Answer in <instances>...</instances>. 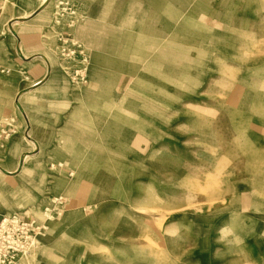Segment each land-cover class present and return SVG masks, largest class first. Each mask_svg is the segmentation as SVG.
Returning a JSON list of instances; mask_svg holds the SVG:
<instances>
[{
    "label": "rangeland",
    "instance_id": "obj_1",
    "mask_svg": "<svg viewBox=\"0 0 264 264\" xmlns=\"http://www.w3.org/2000/svg\"><path fill=\"white\" fill-rule=\"evenodd\" d=\"M263 171L264 0H0L15 264H264Z\"/></svg>",
    "mask_w": 264,
    "mask_h": 264
},
{
    "label": "built area",
    "instance_id": "obj_2",
    "mask_svg": "<svg viewBox=\"0 0 264 264\" xmlns=\"http://www.w3.org/2000/svg\"><path fill=\"white\" fill-rule=\"evenodd\" d=\"M38 227L15 215L0 219V264H15L35 239Z\"/></svg>",
    "mask_w": 264,
    "mask_h": 264
},
{
    "label": "crops",
    "instance_id": "obj_3",
    "mask_svg": "<svg viewBox=\"0 0 264 264\" xmlns=\"http://www.w3.org/2000/svg\"><path fill=\"white\" fill-rule=\"evenodd\" d=\"M48 74H49V71H48ZM45 82V80H43V81H40V82H38V83H44ZM40 88V87H39ZM21 94V93H20ZM20 94L17 96V99H16V101L18 102V99H19V97H20ZM60 111L61 110H56L55 109V105L54 106H51L50 107V109H49V111H48V115H46V116H44V117H40V116H33V118L36 120V122L35 123H38L39 124V126H45V127H50V128H52L53 126H54V124H56L57 123V121H56V114L57 115H59L60 114ZM46 113V112H45ZM51 114V115H50ZM63 114V113H62ZM35 115V114H34ZM29 125V127L27 126V130L25 131V133H28L29 132V130H30V124H28ZM34 130H37V129H35L34 128ZM33 142H34V144H35V146H33V149H29L28 151H36L38 148V141H36L35 139H33V138H30ZM36 139L38 140V139H40V140H43L44 139V136H42L41 138L39 137V136H37L36 137ZM21 146L22 145H20L19 147L21 148ZM35 147H36V149H35ZM24 150V149H23ZM28 153H31V152H22V153H20L19 155H18V157H17V159H20V157L22 156V155H24V154H28ZM33 153V152H32ZM26 157H27V155H24V156H22V158H21V161H20V165H19V170L22 168V165H23V163H24V161H25V159H26ZM18 162H19V160H18ZM18 162H16V164L18 163ZM12 164H13V162H12ZM8 173H10V172H8ZM263 250H264V244H263Z\"/></svg>",
    "mask_w": 264,
    "mask_h": 264
},
{
    "label": "bare ground",
    "instance_id": "obj_4",
    "mask_svg": "<svg viewBox=\"0 0 264 264\" xmlns=\"http://www.w3.org/2000/svg\"><path fill=\"white\" fill-rule=\"evenodd\" d=\"M40 7L41 6H38L35 10H34V12L35 11H38L39 9H40ZM247 170L250 172V174H252V175H254V176H256V175H259L260 174V172H261V170H259L257 167L255 168H252V167H248L247 168ZM263 175H264V171H263ZM258 192H264V190L263 189H261V188H256V189H252V195H254V196H256V193H258ZM257 196H258V194H257ZM148 201L149 202H151V203H157L156 201H155V199H148ZM167 237H168V240L171 242V241H174L175 239H174V236H173V234H167ZM153 261L155 262V263H158V264H163V261H160V263H159V261L157 260V258H153Z\"/></svg>",
    "mask_w": 264,
    "mask_h": 264
}]
</instances>
